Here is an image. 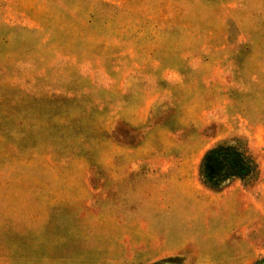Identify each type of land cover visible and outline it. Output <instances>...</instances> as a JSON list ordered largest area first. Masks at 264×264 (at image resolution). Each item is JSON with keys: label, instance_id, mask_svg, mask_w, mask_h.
<instances>
[{"label": "rangeland", "instance_id": "374dc122", "mask_svg": "<svg viewBox=\"0 0 264 264\" xmlns=\"http://www.w3.org/2000/svg\"><path fill=\"white\" fill-rule=\"evenodd\" d=\"M262 213L264 0H0V264H264Z\"/></svg>", "mask_w": 264, "mask_h": 264}, {"label": "trees", "instance_id": "16d2710c", "mask_svg": "<svg viewBox=\"0 0 264 264\" xmlns=\"http://www.w3.org/2000/svg\"><path fill=\"white\" fill-rule=\"evenodd\" d=\"M223 154L225 157L230 156V155H234V157H236L238 154V151L236 149H231V147H224L222 150H213L206 155L204 166L208 165L207 161L214 159V158H220L222 157Z\"/></svg>", "mask_w": 264, "mask_h": 264}, {"label": "crops", "instance_id": "0c3cea01", "mask_svg": "<svg viewBox=\"0 0 264 264\" xmlns=\"http://www.w3.org/2000/svg\"><path fill=\"white\" fill-rule=\"evenodd\" d=\"M256 213H258V211H256ZM259 216V218H257V221L256 223H252V228H255V226H259V219L260 218H263L264 217V213L262 214H257ZM252 230H255V229H252ZM257 232H256V237H257V241L256 242H253V245H252V248L257 251V254L259 255V253L264 250V246L260 245L259 244V238L261 237H264V227H260V228H256Z\"/></svg>", "mask_w": 264, "mask_h": 264}]
</instances>
